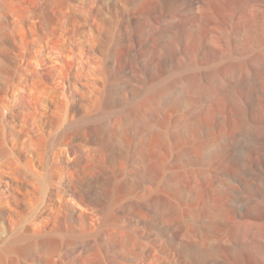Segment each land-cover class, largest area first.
<instances>
[{"label": "rangeland", "instance_id": "rangeland-1", "mask_svg": "<svg viewBox=\"0 0 264 264\" xmlns=\"http://www.w3.org/2000/svg\"><path fill=\"white\" fill-rule=\"evenodd\" d=\"M0 48V264H264V0H0Z\"/></svg>", "mask_w": 264, "mask_h": 264}, {"label": "bare ground", "instance_id": "bare-ground-1", "mask_svg": "<svg viewBox=\"0 0 264 264\" xmlns=\"http://www.w3.org/2000/svg\"><path fill=\"white\" fill-rule=\"evenodd\" d=\"M31 31H33V30H31ZM39 37H40V36H38L37 34H34L33 32H31V36H30L29 38H27V39L24 41V44L21 46V51H19L20 48H19V46H18V48H19L18 52H20V54L23 53L24 56H25V53H24V52L26 51L27 45H32V43H33V45H34V42H37L36 40H38ZM38 41H39V40H38ZM39 42H40V41H39ZM16 46H17V45H16ZM0 49H1V48H0ZM22 51H23V52H22ZM17 55H18V54H16L15 56L17 57ZM10 56H11V55H10ZM10 56H9V57H10ZM19 56H20V55H19ZM19 56H18V58H19ZM22 57H23V56H22ZM10 58H11L10 60L13 59V61H15V60H14L15 57H10ZM18 58H17V59H18ZM15 59H16V58H15ZM21 59H22V58H21ZM21 59H20V60H21ZM18 61H19V60H18ZM11 62H12V61H11ZM20 62H21V61H20ZM22 62H23V61H22ZM23 63H25V62H23ZM23 63H22V64H23ZM11 64H12V63H11ZM17 64H18V63H17ZM17 64H15V65L13 64V65L16 66ZM3 65H4V64H2V63L0 62V75H1V73H2V70H5V66H3ZM13 65H12V67H13ZM9 67H10V66H9ZM19 67H20V66H19ZM7 68H8V67H7ZM16 68H18V67L16 66ZM9 69H10V70L12 69V72L14 71L13 68H8V70H9ZM21 69H23L22 66H21ZM8 70H7V73H9ZM18 70H19V69H18ZM18 70H17V71H18ZM10 72H11V71H10ZM12 72H11V73H12ZM14 72H15V71H14ZM7 73H6V74H7ZM15 73H16V72H15ZM9 74H10V73H9ZM7 75H8V74H7ZM12 75H13V73H12ZM17 75H18V74H17ZM2 76H3V74H2ZM4 76H6V75H4ZM6 77L8 78V76H6ZM6 77H5V78H6ZM8 81H9V80H8ZM5 82H7V79H6ZM55 134H56V133H55V131H54V132H50V133L47 135V136H48V139L46 140V142L44 141V142L46 143V145L56 146V145L58 144V143H57V139H56V135H55ZM42 137L44 138V140L46 139V136H44L43 134H42ZM46 145H45V147H46ZM2 155H3V154H2ZM2 155H1V156H2ZM4 155L7 156L6 154H4ZM4 155H3V156H4ZM5 156H4V158H6L8 162H10V161H9L10 159L7 158L8 156H7V157H5ZM1 161H2V162H5V160H1ZM7 161H6V162H7ZM3 164H4V163H3ZM0 166L6 167L7 169L10 168V166L8 167L7 164H6V166H5V164H4V165H0ZM13 166H14V165H13ZM4 169H5V168H4ZM0 170H1L0 172H3V171H2V170H3L2 167L0 168ZM0 175H1V174H0ZM37 203H38V202H37ZM51 210H52V209H48V212H50ZM79 215H80V216H84V213L81 212V214H79Z\"/></svg>", "mask_w": 264, "mask_h": 264}]
</instances>
